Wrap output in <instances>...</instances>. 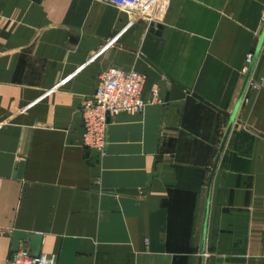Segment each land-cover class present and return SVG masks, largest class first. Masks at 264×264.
Instances as JSON below:
<instances>
[{"label":"crops","instance_id":"1","mask_svg":"<svg viewBox=\"0 0 264 264\" xmlns=\"http://www.w3.org/2000/svg\"><path fill=\"white\" fill-rule=\"evenodd\" d=\"M262 5L0 0V264L14 231L56 264H264ZM110 66L163 102L110 119L100 156L79 106Z\"/></svg>","mask_w":264,"mask_h":264},{"label":"built area","instance_id":"2","mask_svg":"<svg viewBox=\"0 0 264 264\" xmlns=\"http://www.w3.org/2000/svg\"><path fill=\"white\" fill-rule=\"evenodd\" d=\"M96 1L111 5L119 10L130 11L138 17L144 16L152 19L154 14L153 12L149 14V12L156 3H160L162 0ZM261 21L264 25V0ZM262 47H264V35ZM252 61L253 54L249 53L246 57V65L242 68V73L248 72V67ZM145 81L146 76L143 73L135 70H123L116 66H110L99 74L92 95L85 98L79 106L82 125L81 143L84 149L95 151L103 156L106 153V135L110 119L121 114L141 112L147 104L163 102L156 88L151 91L150 99L143 98ZM247 86L250 89H255L259 84L256 81L249 80ZM5 264H56V261L52 256H35L29 249L20 248Z\"/></svg>","mask_w":264,"mask_h":264},{"label":"water","instance_id":"3","mask_svg":"<svg viewBox=\"0 0 264 264\" xmlns=\"http://www.w3.org/2000/svg\"><path fill=\"white\" fill-rule=\"evenodd\" d=\"M160 29H161L160 25L156 26V29H154V27H151V31H154L157 34H159ZM246 84H247V80H246ZM152 176H154V173H152L149 176V181L151 180ZM20 241L27 242L30 245V247L32 248L33 254L35 256L38 255L39 247H40V237L39 236L30 235V234H27V233L21 232V231H14L13 242H12V251L16 252L19 249Z\"/></svg>","mask_w":264,"mask_h":264}]
</instances>
